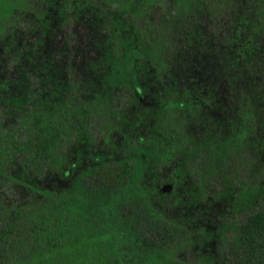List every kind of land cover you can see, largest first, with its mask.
Segmentation results:
<instances>
[{
    "label": "trees",
    "instance_id": "obj_1",
    "mask_svg": "<svg viewBox=\"0 0 264 264\" xmlns=\"http://www.w3.org/2000/svg\"><path fill=\"white\" fill-rule=\"evenodd\" d=\"M0 264H264V0H0Z\"/></svg>",
    "mask_w": 264,
    "mask_h": 264
},
{
    "label": "water",
    "instance_id": "obj_2",
    "mask_svg": "<svg viewBox=\"0 0 264 264\" xmlns=\"http://www.w3.org/2000/svg\"><path fill=\"white\" fill-rule=\"evenodd\" d=\"M162 192H169L171 190V186L169 184H164L161 188Z\"/></svg>",
    "mask_w": 264,
    "mask_h": 264
}]
</instances>
